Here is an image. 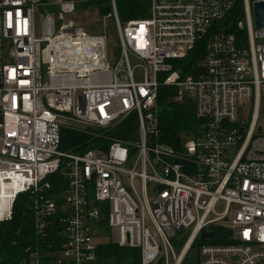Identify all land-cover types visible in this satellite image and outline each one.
<instances>
[{
	"label": "built area",
	"instance_id": "obj_1",
	"mask_svg": "<svg viewBox=\"0 0 264 264\" xmlns=\"http://www.w3.org/2000/svg\"><path fill=\"white\" fill-rule=\"evenodd\" d=\"M91 1L104 0H0V224L30 194L37 241L0 264H99L103 227L112 243L139 249L141 264H183L195 248L197 264H264V28L254 12L264 0H147V16L124 23L107 0L115 64L106 32L76 19ZM204 40L197 72L176 69ZM161 87L194 106L201 125L189 144L162 139ZM130 118L129 144L109 135ZM65 128L106 142L65 152ZM55 217L62 247L42 255Z\"/></svg>",
	"mask_w": 264,
	"mask_h": 264
},
{
	"label": "trees",
	"instance_id": "obj_2",
	"mask_svg": "<svg viewBox=\"0 0 264 264\" xmlns=\"http://www.w3.org/2000/svg\"><path fill=\"white\" fill-rule=\"evenodd\" d=\"M149 2L147 0H120L119 15L127 21L133 18H145L148 14ZM207 40L197 44L183 60L174 62L175 68L184 74L196 73L198 65L205 58ZM173 89L161 87L158 103L160 106V126L162 139L167 144L177 147V140L184 142L187 138L194 137L201 121L197 119L194 106L189 102L178 103L172 99ZM137 122L130 118L119 126L109 131V135L118 137L129 144L130 135L136 132ZM102 135V131H98ZM105 133V132H104ZM105 135V134H104ZM61 149L65 152H82L95 147H103L105 140L94 137L90 132L65 128L62 132ZM49 180L53 183L60 181V174L53 175ZM57 193H61L63 186L57 187ZM105 224V221H103ZM34 214L30 194L20 195L16 201L14 218L10 223L0 224V258L6 263H12L17 259L27 257L30 250L37 246L34 234ZM63 225L59 218L55 217L50 230L47 232V240L39 241V250L42 255L48 252L47 245H52L56 250L62 247ZM99 264H141L139 249L120 247L112 243L101 244L98 247ZM164 264L163 260H159ZM158 261V262H159ZM158 264V263H157ZM190 264V263H189Z\"/></svg>",
	"mask_w": 264,
	"mask_h": 264
},
{
	"label": "rangeland",
	"instance_id": "obj_3",
	"mask_svg": "<svg viewBox=\"0 0 264 264\" xmlns=\"http://www.w3.org/2000/svg\"><path fill=\"white\" fill-rule=\"evenodd\" d=\"M118 2V11H119V5H120V0H117ZM109 1L104 0L100 2H87L78 5L77 13H76V19L88 27L93 29L95 32H103L107 34L108 36V52H109V58L112 63H116L119 60V52H120V45H119V40H118V31L116 27L115 20L113 18H107L105 19V15L101 13V9L103 7L109 6ZM37 23H36V29H37V34H40V21L41 18L43 17V11L41 9H37ZM120 16V15H119ZM121 19V16H120ZM125 20L121 19V22L124 23ZM136 63L133 62V65ZM139 70H136V75L138 76ZM246 109L245 113H243L245 119H250L251 115V110H249V103L246 102ZM261 116H264V100L262 101L261 104ZM263 123V122H262ZM76 127V126H74ZM193 138V137H192ZM191 138H187L183 144H189ZM101 234L102 236L96 237L95 240L98 244H104L110 241V230L107 227H103L101 229ZM181 235V234H180ZM187 234H184L183 237H181L182 242L186 239ZM173 245L177 247V241L173 240ZM162 263V262H158ZM183 264H189V261H185Z\"/></svg>",
	"mask_w": 264,
	"mask_h": 264
},
{
	"label": "water",
	"instance_id": "obj_4",
	"mask_svg": "<svg viewBox=\"0 0 264 264\" xmlns=\"http://www.w3.org/2000/svg\"><path fill=\"white\" fill-rule=\"evenodd\" d=\"M110 12V9H104L102 11L103 14H107ZM255 12V20L258 28H264V3H256L254 6ZM242 122L241 124H243ZM177 144L180 145V139L177 140ZM212 232L203 231L200 236L201 241H210L212 239ZM190 264H197L198 263V249H194L192 255L189 260Z\"/></svg>",
	"mask_w": 264,
	"mask_h": 264
},
{
	"label": "bare ground",
	"instance_id": "obj_5",
	"mask_svg": "<svg viewBox=\"0 0 264 264\" xmlns=\"http://www.w3.org/2000/svg\"><path fill=\"white\" fill-rule=\"evenodd\" d=\"M58 80L60 83L64 82V84H68L71 82L70 78L65 75H60V78Z\"/></svg>",
	"mask_w": 264,
	"mask_h": 264
}]
</instances>
